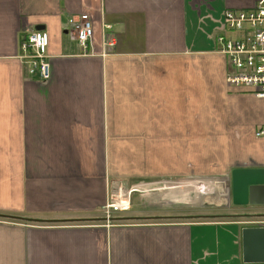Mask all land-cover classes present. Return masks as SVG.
<instances>
[{"label": "crops", "instance_id": "crops-1", "mask_svg": "<svg viewBox=\"0 0 264 264\" xmlns=\"http://www.w3.org/2000/svg\"><path fill=\"white\" fill-rule=\"evenodd\" d=\"M257 1L0 0V264H246L241 230L264 227V205L190 221L154 202L188 184L191 145L222 160L231 203V173L264 170V98L226 85L215 43L224 12ZM82 14L86 53L70 33ZM31 28L48 37L46 82L17 58ZM155 184L106 225L114 191Z\"/></svg>", "mask_w": 264, "mask_h": 264}, {"label": "built area", "instance_id": "built-area-1", "mask_svg": "<svg viewBox=\"0 0 264 264\" xmlns=\"http://www.w3.org/2000/svg\"><path fill=\"white\" fill-rule=\"evenodd\" d=\"M71 35L77 46L86 53L93 35V26L87 15H80L72 24ZM104 47H113L116 39L111 27L102 26ZM219 54L227 62L226 85L245 89L256 98H264V0H259L249 10H226L223 14V33L215 37ZM48 37L43 31L31 28L18 41V61L26 75L46 82L50 78L47 56ZM260 134H263L260 132ZM258 134V135H260ZM127 192L117 189L102 209V217L108 225L115 215L130 210Z\"/></svg>", "mask_w": 264, "mask_h": 264}, {"label": "rangeland", "instance_id": "rangeland-1", "mask_svg": "<svg viewBox=\"0 0 264 264\" xmlns=\"http://www.w3.org/2000/svg\"><path fill=\"white\" fill-rule=\"evenodd\" d=\"M262 133V132H261ZM258 132L256 137L263 136ZM197 141V138H196ZM202 146L191 145V161H190V178L188 184L184 183H176L169 184V187L161 192V196H157V198H167L163 203H158L155 201L154 207L161 206L163 209H173L175 216H180V218H190V221H207L210 219H214L217 221H229V216L236 218V215L240 214H251L255 210H251L248 208H241L238 206H234L230 201V175L218 176L222 175L221 173H226V168L224 166L219 167L223 164L222 160H198L199 157H203L200 153ZM208 150L212 149L213 146H206ZM205 157H211L210 154H204ZM195 158V159H192ZM212 169V170H210ZM222 179H226L221 181ZM226 182V183H225ZM172 186V187H170ZM131 186L129 190L122 189L123 192H127L130 197L134 194L138 193L140 190H144L142 192L144 195L149 193L158 192L162 187L161 185L155 184L150 186H140L136 187ZM136 190V191H134ZM185 196V197H183ZM157 198L155 200H157ZM169 200V201H168ZM160 207V208H161ZM162 209V210H163ZM133 206L130 204L129 214L133 212ZM157 211H153L148 216L157 215ZM257 212V211H255ZM258 212H263L264 209L259 210ZM199 216L200 218L196 217ZM192 217H195L192 219ZM232 220V219H230ZM242 222L247 223V225L253 226L256 224H252L255 221L253 219H240ZM113 221V219L111 220ZM213 221V220H211ZM233 221V220H232ZM250 223V224H249Z\"/></svg>", "mask_w": 264, "mask_h": 264}, {"label": "water", "instance_id": "water-1", "mask_svg": "<svg viewBox=\"0 0 264 264\" xmlns=\"http://www.w3.org/2000/svg\"><path fill=\"white\" fill-rule=\"evenodd\" d=\"M231 198L234 206L264 205V170L233 171L231 173ZM122 220L125 219L122 218ZM241 241L244 263H264V227L243 228Z\"/></svg>", "mask_w": 264, "mask_h": 264}, {"label": "trees", "instance_id": "trees-1", "mask_svg": "<svg viewBox=\"0 0 264 264\" xmlns=\"http://www.w3.org/2000/svg\"><path fill=\"white\" fill-rule=\"evenodd\" d=\"M229 217H231V216H229ZM113 219V218H112ZM128 221H130V220H128Z\"/></svg>", "mask_w": 264, "mask_h": 264}]
</instances>
